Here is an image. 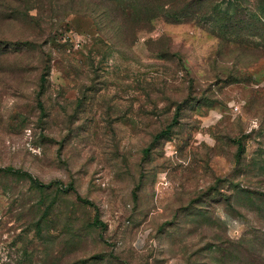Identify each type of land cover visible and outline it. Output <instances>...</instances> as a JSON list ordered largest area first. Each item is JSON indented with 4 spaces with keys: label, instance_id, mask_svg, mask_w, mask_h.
I'll return each instance as SVG.
<instances>
[{
    "label": "rangeland",
    "instance_id": "374dc122",
    "mask_svg": "<svg viewBox=\"0 0 264 264\" xmlns=\"http://www.w3.org/2000/svg\"><path fill=\"white\" fill-rule=\"evenodd\" d=\"M0 264H264V0H0Z\"/></svg>",
    "mask_w": 264,
    "mask_h": 264
},
{
    "label": "trees",
    "instance_id": "16d2710c",
    "mask_svg": "<svg viewBox=\"0 0 264 264\" xmlns=\"http://www.w3.org/2000/svg\"><path fill=\"white\" fill-rule=\"evenodd\" d=\"M169 127H170V125H168V128L166 130H163L160 133L156 134L155 138H159L161 135H163L165 133V131H167L169 129ZM63 191L68 192V191H75V190H74L73 186L69 184L63 189ZM76 198L78 200L86 203V204H92V202L90 200L81 198L78 194L76 195ZM95 221H97V220H95Z\"/></svg>",
    "mask_w": 264,
    "mask_h": 264
}]
</instances>
